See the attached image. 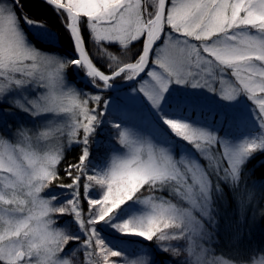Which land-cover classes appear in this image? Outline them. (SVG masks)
Returning <instances> with one entry per match:
<instances>
[{
    "label": "snow or ice",
    "instance_id": "snow-or-ice-1",
    "mask_svg": "<svg viewBox=\"0 0 264 264\" xmlns=\"http://www.w3.org/2000/svg\"><path fill=\"white\" fill-rule=\"evenodd\" d=\"M42 2L66 45L0 0V264H264V0Z\"/></svg>",
    "mask_w": 264,
    "mask_h": 264
},
{
    "label": "trees",
    "instance_id": "trees-1",
    "mask_svg": "<svg viewBox=\"0 0 264 264\" xmlns=\"http://www.w3.org/2000/svg\"><path fill=\"white\" fill-rule=\"evenodd\" d=\"M25 6H26V8L28 10V14L30 16H32L36 20L46 21L51 29H53L54 31H57L60 34V36L64 42V45L67 44V33L64 32L63 28L61 27L59 21L57 20L54 12L52 11V9L50 7L45 5L42 2V0H26ZM141 44H142V42L132 45L131 51L134 52L136 49L141 47ZM57 47L62 48L65 51L67 50L66 48H64L63 45H60V44H58ZM88 47L90 50H92L91 44H89ZM110 50L116 51L117 49L113 47ZM80 86L83 87V84H80ZM126 116H127V118L131 117L129 114H126ZM135 119H133L132 121H135ZM79 151H80L79 148L73 147V148H71L65 152V158L62 161V163L59 165V175H60V177L64 183L70 182L65 177L64 168L68 163L75 162V160L79 154ZM262 165H264V154L258 155L255 159H253L252 161H250L248 163L245 171L247 172L248 169H254L252 176L248 177L249 185L252 184V181H256L257 185H264V167H262ZM56 183L59 184L60 181H57ZM56 191H60V189L57 188ZM256 191H257L258 198H261L260 193L262 190L259 187H257ZM259 207H260V209L264 208V198H261ZM234 209H236L235 204L230 203L228 208H227V213H229L230 211L233 212ZM222 211H223V209H222ZM252 211H253V209H249L248 215L245 219V225L246 226L249 224V215L251 214ZM256 218H257L256 219L257 220L256 221V223H257L256 229L258 230V232L251 235L252 236L251 240H252V242H254L256 244H262V243H264V236H263V233H264V216L259 215ZM232 219H234V218H232ZM233 221H235V220H233ZM245 233L246 232H244V234L241 237L242 244H248L249 243V241L246 240V234ZM129 247H135V246L129 245ZM79 258L81 259V261L83 260L82 254L79 255Z\"/></svg>",
    "mask_w": 264,
    "mask_h": 264
},
{
    "label": "rangeland",
    "instance_id": "rangeland-1",
    "mask_svg": "<svg viewBox=\"0 0 264 264\" xmlns=\"http://www.w3.org/2000/svg\"><path fill=\"white\" fill-rule=\"evenodd\" d=\"M106 98H107V96H106ZM126 114H129L131 117L129 118V119H131V120H133V119H135V121H133V122H136V123H139V121H138V119H137V117H136V114L134 113V112H129V113H126ZM127 117V116H126ZM29 126H31V124L29 123ZM232 133L235 135L236 134V129H232ZM251 181V180H250ZM249 186H251V185H249ZM260 201H261V198H258V207L255 209L256 210V212H257V216H259V210H260ZM252 213V212H251ZM227 215H229L231 218H234L233 220H238V215H237V213H236V209H234V211L233 212H229V213H227ZM257 219V218H256ZM255 219V221H251V214L249 215V224L247 225V226H249L250 225V231H251V235H253V234H255V233H257L258 232V230L256 229V220ZM246 240H248V233H247V231H246ZM263 236H264V233H263ZM251 238H252V236H251ZM249 241V240H248Z\"/></svg>",
    "mask_w": 264,
    "mask_h": 264
}]
</instances>
